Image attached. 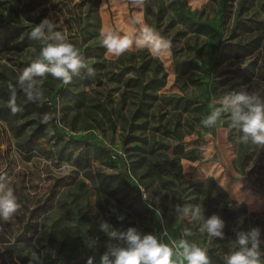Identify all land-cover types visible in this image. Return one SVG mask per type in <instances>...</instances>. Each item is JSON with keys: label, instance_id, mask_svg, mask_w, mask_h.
Returning <instances> with one entry per match:
<instances>
[{"label": "rangeland", "instance_id": "1", "mask_svg": "<svg viewBox=\"0 0 264 264\" xmlns=\"http://www.w3.org/2000/svg\"><path fill=\"white\" fill-rule=\"evenodd\" d=\"M160 1L159 31L172 23L168 1ZM185 1L212 29L180 34L175 23L165 38L135 0H0V178L21 204L11 221L0 220V264H30L34 255L43 264H86L89 257L99 264L110 242L101 220L142 234L167 229L176 241L188 226L186 239L223 264L235 232L258 226L264 239V148L237 143L228 114L213 128L201 124L207 108L242 86L264 97V0ZM44 18L95 74L81 69L67 85L48 75L37 101L45 105L32 110L21 107L30 101L17 87L21 110L13 113L8 85L38 57L41 43L30 32ZM12 21L20 31L7 42L16 33ZM101 29L129 35L132 46L109 54ZM142 33L169 47L137 45ZM150 79L163 86L152 90ZM57 111L59 123H41L42 114ZM176 204L219 215L225 239L210 238L202 222L176 218ZM241 204L247 213L231 215Z\"/></svg>", "mask_w": 264, "mask_h": 264}, {"label": "clouds", "instance_id": "2", "mask_svg": "<svg viewBox=\"0 0 264 264\" xmlns=\"http://www.w3.org/2000/svg\"><path fill=\"white\" fill-rule=\"evenodd\" d=\"M143 7L148 0H135ZM57 25L50 18H44L36 24L30 32V38L41 43L39 55L29 66L24 68L18 76L17 85L9 83V107L13 113L21 109L17 107V87L29 101H43L45 95L44 81L50 75L53 79L61 81L64 85L71 83L73 76L79 75L81 69H86L92 76L95 71L82 57L79 49L69 42L65 35L56 31ZM102 45L109 54L123 55L133 44L129 35L101 29ZM137 45H155L156 49H167L169 44L162 37L142 33L136 38ZM219 105V106H217ZM210 113L201 120L204 128H213L222 117L228 114L230 126L237 133L236 142L252 144L264 148V97L258 92H252L247 86L238 91L233 90L224 95L211 106ZM60 112L44 113L41 116L42 124H50L55 119L60 122ZM48 134L54 131L48 128ZM21 204L18 202L14 189L0 178V220L9 222L18 213ZM176 218L187 220L188 224L202 222L200 230L206 232L210 238L223 240L225 221L217 214L205 217L202 205L176 204L173 206ZM118 220L125 217L120 215ZM99 230L109 237L106 251L101 255L99 264H211L207 249L186 237L193 232L190 227L183 229L179 241L172 240L167 229L160 236L152 233L142 234L135 227L120 230L106 221L99 222ZM168 238V242H164ZM111 241H115L112 243ZM226 264H264V239L262 229L258 226L246 231L235 232V238L230 241V250L226 255ZM94 258L89 257L86 264H93ZM30 264H43L40 255H34Z\"/></svg>", "mask_w": 264, "mask_h": 264}, {"label": "trees", "instance_id": "3", "mask_svg": "<svg viewBox=\"0 0 264 264\" xmlns=\"http://www.w3.org/2000/svg\"><path fill=\"white\" fill-rule=\"evenodd\" d=\"M168 1V7L170 9V12L172 14L171 16V21L172 23L169 25L165 24V28L162 30H158L159 27H161L162 25H164L165 23V10L166 8L163 10V2H161L160 0H148V3L144 6V17L146 22L149 25H154V29L156 31H158L162 36H164L165 38L168 37V32L170 27H172L175 23H177L179 25V30L177 32H179L180 34H186L188 32H196L199 30H203V29H212V27L206 23V22H202L199 20H196V18H194V16L189 12V8L186 5V1L185 0H165ZM227 0H221L222 6L226 3ZM85 4L84 0L83 3L81 4V6ZM88 9V13H90L92 11V9H90V5L87 7ZM94 9V8H93ZM95 13H96V9ZM87 15V21H89V14ZM10 29H12L15 33V35L10 36L9 38H7V42H12L15 40L16 37H18L19 35V31L20 28H16L15 27V23L12 21L10 24ZM0 35H4L5 34L3 32H0ZM164 77V75H163ZM163 81L159 82L158 84H156V82H154L153 79L148 80V82L146 83L147 87L152 88V90H158L159 88H161L163 86ZM151 84H154L153 87H151ZM141 104V101L138 102V106L137 109H139ZM45 104H40L38 102H27L23 105H21V107L32 110L35 108H41L44 107ZM52 110H55L56 106L55 104H52L51 106ZM136 109V110H137ZM206 112L209 114L210 111L207 108ZM99 147L104 148V146L101 143H98ZM119 159L121 160V162L123 164H125L124 159L119 156ZM231 215H235V214H239L241 216H244L247 212H246V207L244 204L240 205V211L236 212L235 210L233 212H231ZM227 232H224V234H226ZM207 254L210 258L211 264H223L222 260L217 256L213 255V250H208Z\"/></svg>", "mask_w": 264, "mask_h": 264}]
</instances>
